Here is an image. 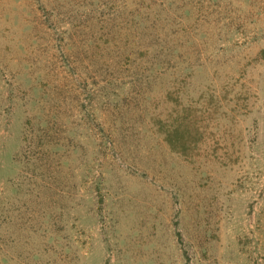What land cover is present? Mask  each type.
Masks as SVG:
<instances>
[{
  "label": "rangeland",
  "instance_id": "obj_1",
  "mask_svg": "<svg viewBox=\"0 0 264 264\" xmlns=\"http://www.w3.org/2000/svg\"><path fill=\"white\" fill-rule=\"evenodd\" d=\"M0 264H264V0H0Z\"/></svg>",
  "mask_w": 264,
  "mask_h": 264
}]
</instances>
